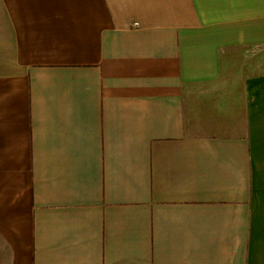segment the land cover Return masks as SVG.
I'll use <instances>...</instances> for the list:
<instances>
[{
	"label": "crops",
	"instance_id": "crops-1",
	"mask_svg": "<svg viewBox=\"0 0 264 264\" xmlns=\"http://www.w3.org/2000/svg\"><path fill=\"white\" fill-rule=\"evenodd\" d=\"M0 264H264V0H0Z\"/></svg>",
	"mask_w": 264,
	"mask_h": 264
}]
</instances>
